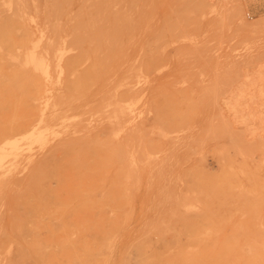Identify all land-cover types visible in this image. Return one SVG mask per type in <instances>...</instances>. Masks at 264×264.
I'll return each instance as SVG.
<instances>
[{
	"label": "rangeland",
	"instance_id": "374dc122",
	"mask_svg": "<svg viewBox=\"0 0 264 264\" xmlns=\"http://www.w3.org/2000/svg\"><path fill=\"white\" fill-rule=\"evenodd\" d=\"M230 2L0 0V264H264V0Z\"/></svg>",
	"mask_w": 264,
	"mask_h": 264
},
{
	"label": "bare ground",
	"instance_id": "6f19581e",
	"mask_svg": "<svg viewBox=\"0 0 264 264\" xmlns=\"http://www.w3.org/2000/svg\"><path fill=\"white\" fill-rule=\"evenodd\" d=\"M227 1H228V3H226L227 10L233 11L234 9H237L236 8L237 6L235 4L231 3L230 0H227ZM63 11H64V6H61V5H53L51 7V9H50V13L52 15H54V16L62 14ZM103 12H108V10L107 9H103ZM81 14H83V13H81ZM80 16H78V17H80ZM94 25L95 24L90 22L89 20H84V22L75 23L73 25V27H72V30H74V38L78 37L79 35H81L82 37H84L86 39L91 38V34L94 35L92 33ZM19 27H20V24H18L17 20L11 19V20L4 21L0 25V39H1V42H2L0 44V46L3 45L6 48H8V50H11L12 46L15 44L14 42L17 39L16 36H15V30L17 28H19ZM80 27H82V31H77L78 28H80ZM112 33L114 35H116V32L112 31ZM3 37H9V38L8 39H4ZM25 39H28V38L25 37ZM28 58H30V61L33 64L34 68H37V69L43 70V71L48 69L47 64L42 59H37L35 54H32V55L30 54ZM75 64H76L75 61H71L69 63V66L71 68H74ZM3 68L4 67H2V64H0V70H3ZM90 78H91V75H88L87 79H90ZM10 81H11V78L8 79L9 83H10ZM78 85H80V81L79 80H76V81L72 82V84L69 86V90L70 91L76 90ZM218 179L222 180V178L220 176L218 177ZM218 179L207 180L208 182H206V184H205V187H206L207 191L211 192L213 189H215V187H216L215 184L218 185Z\"/></svg>",
	"mask_w": 264,
	"mask_h": 264
}]
</instances>
